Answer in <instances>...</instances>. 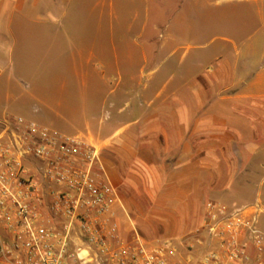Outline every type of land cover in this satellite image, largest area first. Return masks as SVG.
I'll list each match as a JSON object with an SVG mask.
<instances>
[{
  "label": "crops",
  "instance_id": "crops-1",
  "mask_svg": "<svg viewBox=\"0 0 264 264\" xmlns=\"http://www.w3.org/2000/svg\"><path fill=\"white\" fill-rule=\"evenodd\" d=\"M256 3L0 0V29L7 21L13 36L17 16L48 22L76 4L103 6L110 16L130 22L152 21L151 28L144 23L136 34L151 37V44L129 46L121 51L126 53L123 64L108 65L118 81L104 106L114 112L80 134L100 150L123 234H138L148 245L168 244L173 261L201 256L209 241L203 228L211 207H229L256 192L257 178L248 170L264 152V93L252 89L264 84V64L252 62L250 47L221 46L209 56L206 47L184 43L208 28H196L198 16L206 23L228 16L251 23ZM144 4L152 8L142 13L139 5ZM223 4L233 12L206 13ZM37 9L42 13L37 15ZM117 96L122 99H112Z\"/></svg>",
  "mask_w": 264,
  "mask_h": 264
},
{
  "label": "built area",
  "instance_id": "built-area-1",
  "mask_svg": "<svg viewBox=\"0 0 264 264\" xmlns=\"http://www.w3.org/2000/svg\"><path fill=\"white\" fill-rule=\"evenodd\" d=\"M99 148L23 117L0 128V264H264L259 202L211 207L210 249L173 261L168 244L126 237ZM171 251V252H170Z\"/></svg>",
  "mask_w": 264,
  "mask_h": 264
},
{
  "label": "rangeland",
  "instance_id": "rangeland-1",
  "mask_svg": "<svg viewBox=\"0 0 264 264\" xmlns=\"http://www.w3.org/2000/svg\"><path fill=\"white\" fill-rule=\"evenodd\" d=\"M66 8V13H58L48 22L23 21L17 16L11 23L14 36L7 33V21L4 22L6 29H0V128L5 119L23 117L66 135L87 133L89 124L94 129L100 121H105L108 112H114L104 106V100L117 88L118 81L109 63L117 60L123 64L126 53L121 51L129 46L151 44V37L136 38V34L141 32L144 23L151 28L152 21L122 20L110 16L103 6L76 4ZM139 8L144 13L152 6L144 4ZM211 8L206 9L207 14L221 16L223 12H233L224 4L217 9ZM40 13L42 10L37 9L36 14ZM199 18L195 19L196 28L202 25L208 28L184 43L206 47L209 56L221 46L230 50L233 45L250 47L253 49L252 62L264 64V0H257L256 18L251 23L244 24L232 16L208 23ZM131 24L134 27L131 28ZM37 32H45V35L38 36ZM252 91L264 93V84ZM248 171L252 175L254 172L257 178L256 192L228 209L259 202L258 229L264 235V152ZM210 247L209 239L200 255Z\"/></svg>",
  "mask_w": 264,
  "mask_h": 264
}]
</instances>
